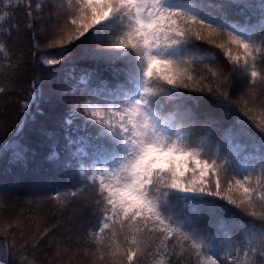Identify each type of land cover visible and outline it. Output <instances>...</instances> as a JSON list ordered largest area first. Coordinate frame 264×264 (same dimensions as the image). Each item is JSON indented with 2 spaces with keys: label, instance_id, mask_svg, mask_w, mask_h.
<instances>
[{
  "label": "snow or ice",
  "instance_id": "1",
  "mask_svg": "<svg viewBox=\"0 0 264 264\" xmlns=\"http://www.w3.org/2000/svg\"><path fill=\"white\" fill-rule=\"evenodd\" d=\"M0 159V264H264V0H0Z\"/></svg>",
  "mask_w": 264,
  "mask_h": 264
},
{
  "label": "trees",
  "instance_id": "2",
  "mask_svg": "<svg viewBox=\"0 0 264 264\" xmlns=\"http://www.w3.org/2000/svg\"><path fill=\"white\" fill-rule=\"evenodd\" d=\"M23 23V21H21V24ZM45 118L44 117H38V120L43 121ZM13 122H15V120L13 119ZM49 127V131L51 132L53 130V128L55 127L54 125H52L51 123H49L48 125ZM26 132L28 135H33V129L31 127H29L28 129H26ZM9 169V165L7 162V159H0V177H8L11 176L12 173L8 170ZM41 213L46 216L49 220H52V222H54L52 216H51V209L49 208V206L47 204H45L42 208H41ZM15 214V210H10L9 215H14Z\"/></svg>",
  "mask_w": 264,
  "mask_h": 264
}]
</instances>
